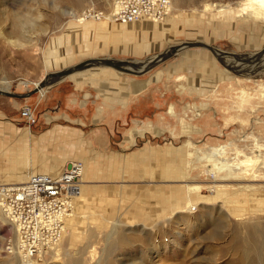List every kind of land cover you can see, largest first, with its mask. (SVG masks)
<instances>
[{
	"label": "rangeland",
	"instance_id": "rangeland-1",
	"mask_svg": "<svg viewBox=\"0 0 264 264\" xmlns=\"http://www.w3.org/2000/svg\"><path fill=\"white\" fill-rule=\"evenodd\" d=\"M239 1L170 0L168 19L156 25L164 29L151 32L152 39L132 36L126 43L104 28L69 29L83 10L105 11L110 0H0V83L10 82L11 95L29 94L36 83L43 85L24 100L0 94V148L20 144L30 153L17 160L9 150L5 156L0 152L1 169L15 165L16 170L28 163L33 167L61 154L79 155L94 170L82 180L86 208L79 212L84 219L73 223L71 247L65 230L59 252L31 264H264V57L253 73L231 76L224 73L222 60L256 55L264 45V9L252 11L259 14L252 23L232 27H218V8L203 11L205 4L236 10ZM182 12L197 14L188 19L179 15ZM118 25L125 24L114 23ZM111 37L117 41L112 43ZM124 43L127 51L120 50ZM186 44L192 46L183 48ZM54 49L68 52L69 60L57 62L59 58L50 56L56 55ZM165 53L169 55L159 61ZM79 63L89 66L54 81L57 72ZM144 68L138 75L124 70ZM55 87L64 88L63 98L69 88H79V121L57 107L43 111L33 101L28 105L35 109L37 124L25 128L21 107ZM170 107L176 118L170 117ZM58 125L74 126L76 133L54 134ZM48 130L52 136L34 146V136ZM26 131L29 140L24 145ZM57 137L67 149L56 148ZM99 137L106 143L92 145ZM186 164L192 185L202 190L190 215H178L169 212L173 205L168 201L174 196L164 188L185 184L179 171L182 174ZM214 167L216 179L205 173ZM165 170L167 178L162 179ZM215 186L224 194H216ZM151 187L164 189L158 194L162 198ZM87 225L90 228H84ZM14 238L11 226L0 221V264H22L6 249Z\"/></svg>",
	"mask_w": 264,
	"mask_h": 264
},
{
	"label": "built area",
	"instance_id": "built-area-1",
	"mask_svg": "<svg viewBox=\"0 0 264 264\" xmlns=\"http://www.w3.org/2000/svg\"><path fill=\"white\" fill-rule=\"evenodd\" d=\"M170 12V0H110L105 11L83 10L79 21L126 24L146 19L160 22ZM19 115L28 130L36 126L32 106H22ZM82 175L83 164L72 161L55 175L32 173L24 183L0 184V209L16 234L14 244L7 242L6 249L18 254L22 264L42 261L59 245L65 221L72 215L80 195Z\"/></svg>",
	"mask_w": 264,
	"mask_h": 264
},
{
	"label": "bare ground",
	"instance_id": "bare-ground-1",
	"mask_svg": "<svg viewBox=\"0 0 264 264\" xmlns=\"http://www.w3.org/2000/svg\"><path fill=\"white\" fill-rule=\"evenodd\" d=\"M237 6H238V9H236V10H230L229 9V7L228 6H225V5H212V4H205L204 5V12H207V11H214L216 8H218V10H217V14H216V16H218L217 17V19H216V21H217V23L219 24V26L218 27H220V25L221 24H225V26L226 27H232L233 25H235L236 23H238V22H244L245 24H250V21H251V23H252V19H258L255 15L256 14H258V12L257 13H254V15H252L251 13H252V11L254 10V11H259V10H263L264 9V0H240L238 3H237ZM247 9H250V11H247ZM197 13L196 12H193L192 14H189V15H186V14H184L183 12L181 13V14H179L182 18H194V17H196L195 15H196ZM191 15V16H190ZM259 15V14H258ZM167 18V17H166ZM166 18L165 19H163L162 21H160V22H152V21H150V22H152V23H150L151 25H154V27H156V25H162L163 23V21L164 20H166ZM172 18V17H171ZM141 20V19H140ZM15 21V20H14ZM137 21H139V20H137ZM137 21H135V22H137ZM149 21V20H148ZM16 22V21H15ZM101 22H103V21H101ZM105 22V21H104ZM107 22V21H106ZM176 22V21H175ZM76 23H77V25H83L84 26V23H85V21H79V20H76ZM110 23H112V22H110ZM109 23V24H110ZM131 23H133V22H131ZM230 23H232V25H230ZM89 24V23H88ZM126 24H128V23H126ZM169 24V23H168ZM165 25V24H164ZM179 25V24H178ZM237 25V24H236ZM17 26V25H16ZM72 26V25H71ZM103 26H104V24H103ZM18 27V26H17ZM164 27V26H163ZM163 27H156V28H160V29H164ZM171 27V26H170ZM249 28L250 29H252V30H254V26H249ZM19 29V28H18ZM242 29V28H241ZM167 30V29H166ZM168 31V30H167ZM231 31L230 30H228V33H230ZM192 45L191 44H186L183 48H185V47H191ZM201 46L203 47L204 45H202L201 44ZM208 47V46H207ZM180 50V49H179ZM166 55H169L168 53H165V54H162V55H160L159 56V61L160 60H162L163 59V57H165ZM263 57H264V45H261V47H260V49H258V51H257V53H256V55L254 56V57H248L247 59H240V58H235V59H230V58H226V57H223L222 58V60H223V66H224V69L226 70V71H229V72H226V71H224V73L226 74V75H230L231 76V74L230 73H236V72H241V73H245V72H251V73H253V70H254V65H256L259 61H261L262 59H263ZM221 59V58H220ZM152 61V60H151ZM236 62V63H235ZM46 63H48V62H46ZM244 64H247V65H244ZM233 71V72H232ZM249 75H251V74H249ZM220 76V75H219ZM228 78V77H227ZM219 79H221L220 77H219ZM22 85L23 86H25V85H27L26 83H22ZM36 86H38L39 85V82L38 83H36L35 84ZM10 82H7V81H5V80H3V81H1V83H0V90L1 91H3V92H7L8 90H9V88H10ZM40 90H42V89H40ZM242 95H243V93H241ZM241 99V98H240ZM242 101V100H241ZM168 113H169V115H170V117L171 118H176V116H175V114H174V110H173V108L172 107H170L169 108V110H168ZM198 116V115H197ZM182 125H184L185 127H187L188 126V124H187V126L185 125V124H183L182 123ZM197 126V125H196ZM187 129V128H186ZM183 131H185V129H183ZM130 144H131V141H130ZM190 146V145H189ZM185 149V148H184ZM9 151H11V148L9 149ZM191 154V153H190ZM3 156H5V153L3 154ZM7 156H9V155H7ZM8 158V157H7ZM257 158V157H256ZM139 159V158H138ZM186 161H188L189 159H191V156H187L186 157ZM252 160H254V159H252ZM251 160V161H252ZM5 161V160H4ZM61 161V160H60ZM79 161H81L82 162V164H83V175H82V177H83V181H85L86 179H88L89 177H90V175H92V173H93V169H92V167L91 166H89L85 161H84V159L83 160H79ZM249 161H250V159H249ZM13 163V162H12ZM55 164H56V162H54ZM254 163V162H253ZM59 164V163H58ZM187 165L188 164H186V167L185 168H183V169H181L182 170V174H181V172L179 171V173H180V177H181V179L184 181V185H182L180 188H178V189H175V188H170V187H166V188H164V189H168V190H170V193L174 196V197H172L171 196V200H167L168 202H171L172 203V207L170 208V210H169V212L171 213H173L174 211H175V213L176 214H178V215H180V214H184V215H190V213L192 212V207H195L196 208V206H194V205H197V203H195V201L197 200L196 198L197 197H199V194H201L200 192H199V190H202V188L200 189L199 188V190H197L196 189V186H193L192 185V181H191V179L189 178V171H190V169H189V166L187 167ZM56 167H57V165H56ZM255 167H256V165H255ZM171 168V167H170ZM182 168V167H181ZM256 169V168H255ZM257 171V170H256ZM41 172H46L47 173V171H41ZM211 173V174H213V177L215 178L216 177V168L214 167V168H212L210 171H206L205 173ZM167 170H165L162 174H160V177L162 178V179H166L167 178ZM257 174V173H256ZM94 175V174H93ZM254 175V174H253ZM27 174L25 175V174H22V173H20V174H18V175H14L13 176V178H7L6 180H7V182L8 183H24L26 180H27ZM250 176V175H249ZM258 176V175H257ZM180 177H176V179L177 178H180ZM214 178H213V180H214ZM256 178V177H255ZM216 179V178H215ZM180 180V179H179ZM0 181H2V180H0ZM84 183V182H83ZM201 186V185H200ZM82 187V189L80 190V194L81 195H79V199H78V201L76 202V204H75V209L73 210L74 212H73V214L66 220L67 221V223H65V225H66V236L68 237V240L66 241V244L68 245V246H70L71 247V244H72V237H73V234H74V231L75 230H73L72 229V226H74L73 225V223H75L77 220H79V222L81 221V219H84V217H80L79 215H80V211L81 212H83V210H85V208H86V204H83L82 202L84 201L83 199H82V194L83 195H85V193H86V189L84 188V186H81ZM164 187V186H163ZM152 188V187H151ZM213 187H209V190H211ZM153 189V191L154 192H156L157 193V195L158 194H162L163 193V190L164 189H162V191H158L156 188L154 189V188H152ZM215 189H216V194H224V193H222V191L220 190V189H217V186H215L214 187V192H215ZM91 191V190H90ZM175 192H178V195H174V193ZM181 193V195H179ZM155 196V198L156 199H158L157 197L158 196H160V195H158V196ZM178 196H180L181 198H180V200H178L177 199V197ZM161 197V196H160ZM159 197V198H160ZM222 197V196H221ZM162 198V197H161ZM202 198V197H201ZM159 202V201H158ZM236 202V201H235ZM165 203V202H164ZM200 203V202H199ZM168 204V203H167ZM194 204V205H193ZM159 205H161V203L159 202ZM164 206V205H163ZM165 206H166V203H165ZM194 208V209H195ZM165 211V210H164ZM168 212V213H169ZM174 215V214H173ZM172 215V216H173ZM171 216V217H172ZM2 217H4V215L2 214V212H1V209H0V221L2 222V223H7L8 225H9V223H8V221L6 220V218L4 217V219L6 220H4ZM87 220H88V218H87ZM65 221V222H66ZM84 222V221H83ZM84 224H88V223H85L84 222ZM10 226V225H9ZM86 227H89V225H87V226H85L84 228H86ZM11 228L14 230V233H15V229L11 226ZM90 228V227H89ZM114 228V227H113ZM94 229V228H93ZM91 230V229H90ZM87 231V230H86ZM83 232H84V230H83ZM89 232H91V231H89ZM94 232H97V228L96 229H94ZM64 233H65V231H64ZM93 233V232H92ZM64 236V235H63ZM63 238V237H62ZM110 238H112V236H111V234H109V236H107V241H108V239H110ZM15 240H16V234H15V238H14V242H15ZM62 239H61V241H60V243H59V245L58 246H60V244L62 243ZM123 241V240H122ZM117 246L120 244V240L118 239L117 240ZM63 244V243H62ZM57 246V247H58ZM112 246H114V245H112ZM57 247L56 248H54L53 250H51L50 251V253L52 254V256L55 254V252L57 253V252H59V249H57ZM61 247H62V245H61ZM64 247V246H63ZM59 248V247H58ZM69 249H71V248H69ZM49 253V252H48ZM15 255L17 256V258H18V260H20L22 263H23V260H22V258L18 255V254H16L15 253Z\"/></svg>",
	"mask_w": 264,
	"mask_h": 264
},
{
	"label": "crops",
	"instance_id": "crops-1",
	"mask_svg": "<svg viewBox=\"0 0 264 264\" xmlns=\"http://www.w3.org/2000/svg\"><path fill=\"white\" fill-rule=\"evenodd\" d=\"M109 23L110 22H106V21L105 22H99V23L87 22V23L84 24V26L83 25H79L78 26L76 24H70L69 29L70 30L71 29L73 30L74 28H78L79 27V31L80 30L86 31V30H90V29H94V28L95 29L104 28V29H106V31L112 32L113 33V36H115V35L120 36L121 39H123L124 41L125 40L126 41H129V40L131 41V38H133L132 36H134V38L136 40L137 39H140L142 37H145V38L147 37V39L148 38L149 39H152L154 37H152L150 35V34H153L151 32H153L155 30H159L158 28L152 26L151 24H147V23H151V22L148 21V20H146V19H141V20H139L137 22H134V23H129V24H125V25H118V26H115V27H114V23H110V24ZM103 24H104V26H103ZM118 29H119V31H118ZM173 30H176V29L174 28ZM132 31H134L133 32V33H135L134 35L130 33ZM149 31H150V33H149ZM125 32H127V34H125ZM159 33H161V32L158 31V32L155 33V35L158 36ZM169 33L170 32H168V34ZM163 35H165V34H163ZM111 39H112V43H115L117 41L116 40L117 38H115V37H113V38L111 37ZM130 41L129 42H126V43H130ZM126 43H124V44L127 45ZM122 44L123 43H120L119 46H121ZM124 47L125 48H121V49L119 48V49L121 51H127V49H129L128 48V45L127 46H124ZM53 51H55V54L58 55L59 57H56V55L55 56L52 55V53L50 54V56L51 57H55V58H59V59H57L58 60L57 62L64 63L65 62V58H67L69 60L68 56L66 57V55H65L68 52H63L62 50H55V49L52 50L51 52H53ZM55 58H50L49 60H52V59H55ZM63 89L64 88H62V87L61 88H59V87L52 88V90H48V91L43 92V95H38L37 97L30 98L28 100V102H26L24 105H28V103L33 102V101H36V102H38L37 103V106H39L43 111H46L47 109H49L51 107H57L59 109V111L64 112V114L69 119H76L77 118V120L79 121V96H78L79 88H74V87L72 89L69 88V90L66 91L67 96L65 98L62 97V94L64 93L63 92ZM110 101L113 102L114 100H110ZM122 104L126 105L127 104V101L126 100H123V103ZM29 106H32V105H29ZM59 111L58 112H53V114L54 115H57V114L60 113ZM46 113L51 114V112H49V111L46 112ZM112 120L113 119H110L109 120L108 125H110L112 123ZM46 122H47L46 118H43V123L46 124ZM9 129H11V130L14 131V128L13 127L9 128ZM75 130H76V128L74 126H60V125H58V129L57 128L54 129V132L53 133L55 134L56 131H58V134L61 133V135H62V133L71 134V133H76ZM51 131L52 130H48L46 132L37 133L36 136H34V138H36L35 139L36 142L34 140L32 141V142H34V146L35 145L37 146L38 144H41V143L43 144V140L45 138L51 137L52 136V132ZM24 136H26L25 137L26 139H25L24 145H27L28 144L27 142L29 140V138H28V136H29L28 131L24 132ZM58 138L59 137H57V140H58ZM60 140L61 139L59 138V142H57V144L59 145V147L54 146V147H49V148H45V149H55V147L57 149H60V148L67 149V147H60V144H61L60 143ZM104 143H106V138H104V137L96 138V139L93 140V142H91L92 145L94 144V145H97V146H99L100 144H104ZM19 145L14 146L12 144H9V145H7L4 148L2 146V148H0V152L6 153V151L9 150L8 147H10L11 148V153L14 154L15 156H17L16 157L17 160H21V158H25V155H30V153L27 154L25 152V149L22 148L21 145L20 146ZM23 152H25V153H23ZM81 155L88 156L85 152L84 153L81 152ZM64 157H66V158H64ZM64 157L61 154H57L56 156H54V157H52L50 159H47V160H44V161L42 160L39 163V165H36V166L31 167L29 165V163H28V165H24V167H22L20 169H16V170H14L15 169L14 168L15 165L13 166L12 169H9V170H3L0 167V180H2V181H0V184H21V183H8L7 180H6L7 178H13L14 175H18L20 173L25 174V175L27 174L28 175L27 178L32 173H43L41 171H47V173L44 172L43 174L55 175V174H57V173H59L61 171L60 170L58 172L57 171L55 172V170L58 167H60L62 164H65L66 161L71 160V162H72V160L73 161L83 160V158L82 157H79V155H77V156H64ZM77 158H79V159H77ZM80 158H82V159H80ZM88 158L89 159H93V156L92 157L88 156ZM54 162H56V164ZM79 162H81V161H79ZM56 165H57V167H56ZM89 166L92 167V164L89 165ZM18 170H20V172ZM16 172H18V173H16ZM12 173H16V174H12ZM82 180H83V177H82ZM81 189H82V187H81ZM77 201H78V199H77ZM74 209H75V207H74ZM66 223H67V221H66Z\"/></svg>",
	"mask_w": 264,
	"mask_h": 264
},
{
	"label": "water",
	"instance_id": "water-1",
	"mask_svg": "<svg viewBox=\"0 0 264 264\" xmlns=\"http://www.w3.org/2000/svg\"><path fill=\"white\" fill-rule=\"evenodd\" d=\"M89 66V63H79V64H76L72 67H69L67 69H64V70H61L59 72H57L55 74V80L54 81H59V80H62L64 78H67L69 76H72L76 73H79L80 71H83L85 69H87V67ZM115 67H117L116 65H114ZM125 71L129 72V73H133L135 75H138L139 73H142L145 71V68L142 69V70H139L138 72H134L132 70H127V69H124ZM43 85L39 84L38 86H36L34 88V90L29 93V94H24V95H11V94H8L7 92H3L0 90V94L2 95H10V96H14L15 98L19 99V100H24V99H27L29 96L33 95V94H36L37 92H39L40 89H42Z\"/></svg>",
	"mask_w": 264,
	"mask_h": 264
}]
</instances>
